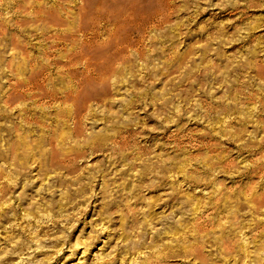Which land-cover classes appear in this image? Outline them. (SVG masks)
Returning a JSON list of instances; mask_svg holds the SVG:
<instances>
[{
  "label": "rangeland",
  "instance_id": "374dc122",
  "mask_svg": "<svg viewBox=\"0 0 264 264\" xmlns=\"http://www.w3.org/2000/svg\"><path fill=\"white\" fill-rule=\"evenodd\" d=\"M126 1L154 23L143 56L127 53L78 132L70 104L0 102V186L12 187L0 264H264V0ZM64 2L72 14L84 3ZM108 2L93 9L114 13ZM10 36L0 34V91L29 64ZM65 75L52 76L56 90ZM244 95L253 100L239 104ZM236 103L239 114L217 115L231 127L204 119ZM239 122L230 145L221 131ZM216 157L234 166L206 173Z\"/></svg>",
  "mask_w": 264,
  "mask_h": 264
},
{
  "label": "bare ground",
  "instance_id": "6f19581e",
  "mask_svg": "<svg viewBox=\"0 0 264 264\" xmlns=\"http://www.w3.org/2000/svg\"><path fill=\"white\" fill-rule=\"evenodd\" d=\"M3 1L0 0V3ZM54 1L6 0V3L0 4L5 7L6 19H9V25L3 20L0 22V34L16 32L17 36H10L9 46L12 50H18L17 55L29 63L28 68L18 69L17 74H13L6 82L7 87L0 91V102L6 110H11L18 103L39 105V113L43 112L44 107L49 108V102L70 104L67 115L75 132H78L86 105L91 100L96 101L98 95L105 92V86L111 77L116 76L126 63L127 53L142 58L144 26L154 23L151 19H143L142 13H136L133 4L130 5L126 0H106L109 1L108 4L118 7L114 13L106 10L98 12V8L93 9L92 6V1L95 0H83L82 6L74 7L76 14L65 9L68 3L64 0ZM135 14L139 16L133 20L131 17ZM103 36L107 37L105 44L109 49L102 52L99 48ZM30 51L37 53V56H30ZM253 59L254 57L252 61ZM256 73L263 75L264 68H257ZM54 74H66L59 90L52 83ZM252 100V97L244 95L238 102L242 104ZM237 105L219 104L207 107L203 113L204 119L214 115L216 117L213 119H217L221 126L231 127L235 124V119L225 122L224 118L218 119L217 115L239 114ZM24 114L32 116L25 110ZM28 120L26 124L29 125ZM237 125L241 129L232 133L221 131L230 145L241 141L245 133V122ZM206 147L208 152L213 151L212 146ZM53 152L56 154L54 150ZM233 166L231 161L216 157L215 162L206 166L204 171L225 173ZM11 189L9 184L0 186V199Z\"/></svg>",
  "mask_w": 264,
  "mask_h": 264
}]
</instances>
